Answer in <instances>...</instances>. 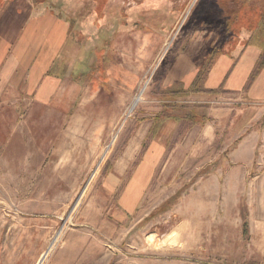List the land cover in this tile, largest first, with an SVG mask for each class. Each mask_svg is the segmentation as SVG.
Listing matches in <instances>:
<instances>
[{
    "label": "rangeland",
    "instance_id": "1",
    "mask_svg": "<svg viewBox=\"0 0 264 264\" xmlns=\"http://www.w3.org/2000/svg\"><path fill=\"white\" fill-rule=\"evenodd\" d=\"M220 1L50 0L72 18V26L77 35L82 36L81 40H88L89 53L93 52L92 55L88 53L91 64L96 62L94 49L105 45L112 31L115 37L119 34L117 32L131 29L128 24L132 18L153 16L154 22H159L158 32L153 33L159 38V45L146 65L144 59L141 62L136 60L135 67L141 69L136 89L125 109L121 110L118 122L109 130L104 128L102 139H94L86 133L89 137L87 141L75 140L80 131L78 129L85 126L75 117L91 119L87 124L89 131L96 126L92 122L108 121L111 118L110 106L117 94L115 80L108 84L113 89L110 98L101 92L97 94L95 86L83 81L69 99H64L45 113H35L53 117L52 122L27 124L24 134L13 132L7 144L0 148V168L2 163L11 166L17 161L23 162L27 158L23 156V149L42 150L45 156L28 157L41 164L47 160L46 153L56 148L64 151L75 149V156L65 152L63 154L67 156L62 154V157H71L76 163L87 159L90 166L80 187L74 192L65 188L62 182H50L53 188H49L44 179L40 181V189L54 195L49 203L42 205L37 215L41 222L39 229L29 233L15 228L8 231L9 224L1 207L5 205L2 203L3 196L9 190L0 183V264L261 263L249 256L250 241L242 233L236 199L233 196L227 199V155L231 149L226 147L230 142L228 125L213 127L212 137L207 140L204 130L193 134L190 124H180L177 133H171L165 141V154L139 203L130 214H125L126 204L122 194L149 145L148 138L140 153L125 166V174L115 188V223L108 216L111 204L98 195L101 179L109 166L114 160L115 167L122 161L138 120L161 110L164 98L160 100L156 95L157 86L154 84L164 58L176 46L185 44L188 38L194 36V31L189 29L190 19L193 16L202 19L208 8ZM250 5L264 11V0H251ZM142 34L136 31L128 35ZM131 47L129 53L134 59L139 48L133 44ZM108 50L115 58V45L114 48L113 44L110 45ZM80 58L75 54L73 65ZM111 66L108 63L103 70H98L103 72L107 81L113 77ZM256 76L258 74L249 87ZM254 96L264 95L255 93ZM177 100L171 105L172 111L181 116L192 112L199 116V121L202 118L207 126L212 127L219 111H228L233 107L236 114L243 110L239 104L245 103L246 99L244 94L221 93L210 98L179 97ZM11 173L16 174L15 171ZM8 184L12 192L15 183L8 181Z\"/></svg>",
    "mask_w": 264,
    "mask_h": 264
},
{
    "label": "crops",
    "instance_id": "2",
    "mask_svg": "<svg viewBox=\"0 0 264 264\" xmlns=\"http://www.w3.org/2000/svg\"><path fill=\"white\" fill-rule=\"evenodd\" d=\"M235 2H215L202 19L194 16L190 19L189 29L194 31V36L164 58L155 77L156 95L160 100L164 98L161 110L138 120L122 161L115 167L114 160L109 166L101 179L98 195L111 204L108 216L115 223V188L125 174V166L140 153L148 138L149 145L122 194L125 214H130L139 203L165 154V141L171 133H177L180 124H190L193 134L204 130L207 140L212 137L213 127L228 125L230 142L226 147L231 149L227 155L229 176L225 178L229 189L227 199L233 196L238 204L242 233L250 241L249 256L264 264V96H254L255 93L264 95V68L247 88L260 49L249 44L248 0H238V5ZM72 22L50 0H0V148L7 144L13 132L24 134L27 124L52 122L53 117L35 113H45L69 99L83 81L95 86L97 94L101 92L110 98L113 89L108 84L115 80L117 94L110 106L108 121L92 122L96 126L89 131L87 124L91 119L75 117L85 125L78 129L75 140L87 141L88 133L94 139H102L104 128L109 130L118 122L121 110L136 89L141 74L140 67H135L136 60L144 59L146 65L159 45V38L153 34L158 32L159 22L155 23L153 16L132 18L128 24L131 29L117 32L115 37L111 29L105 45L94 49L96 62L91 64L88 58L93 52L89 53L88 40H81ZM136 31L143 34L128 35ZM197 34L200 35L196 37ZM112 44L115 58L108 50ZM131 44L139 48L137 59H132L129 53ZM124 47L127 49L123 50ZM75 54L81 58L73 65ZM108 63L112 65L111 81L104 79L103 72H98ZM221 93L244 94L246 100L239 104L243 110L236 114L233 107L219 111L212 127L202 118L200 122L199 116L192 112L181 116L171 110L179 97L210 98ZM74 150L52 149L46 153V162L40 164L28 157L45 156L42 150L23 149V156L27 157L23 162L17 161L11 166L2 163L0 183L9 193L3 196L5 205L1 211L7 218L8 231L15 228L29 233L39 229L41 222L37 215L54 195L40 189L41 180L49 188H53L50 182H62L72 192L80 187L90 166L87 159L76 163L71 157H62L65 152L75 156ZM14 171L15 175L10 174ZM8 181L15 183L12 192Z\"/></svg>",
    "mask_w": 264,
    "mask_h": 264
},
{
    "label": "trees",
    "instance_id": "3",
    "mask_svg": "<svg viewBox=\"0 0 264 264\" xmlns=\"http://www.w3.org/2000/svg\"><path fill=\"white\" fill-rule=\"evenodd\" d=\"M238 5V0H235ZM251 0H248L249 17H248V33H249V44L256 46L260 49L259 58L255 64L254 70L252 71L247 88L251 84L255 75L264 68V11L260 10L259 7L250 5ZM264 10V9H263ZM156 126V124H155Z\"/></svg>",
    "mask_w": 264,
    "mask_h": 264
},
{
    "label": "built area",
    "instance_id": "4",
    "mask_svg": "<svg viewBox=\"0 0 264 264\" xmlns=\"http://www.w3.org/2000/svg\"><path fill=\"white\" fill-rule=\"evenodd\" d=\"M166 50H167V49H166ZM165 53H166V52H165ZM165 53H164V54H165Z\"/></svg>",
    "mask_w": 264,
    "mask_h": 264
}]
</instances>
